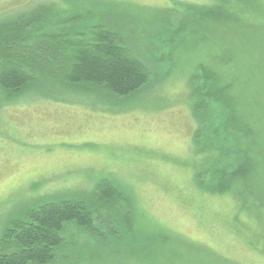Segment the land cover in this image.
<instances>
[{
    "label": "trees",
    "instance_id": "trees-1",
    "mask_svg": "<svg viewBox=\"0 0 264 264\" xmlns=\"http://www.w3.org/2000/svg\"><path fill=\"white\" fill-rule=\"evenodd\" d=\"M172 5L163 11L174 16L152 21L145 20L147 11L115 1L49 0L11 9L0 17V89L51 99L53 88L85 91L121 105L152 82L151 49L163 51L158 66L186 45L205 51L187 90L196 123L193 145L201 157L193 181L207 195L234 196L241 212L261 222L263 233L253 234L264 255V0ZM67 192L23 208L3 228L0 264H82L71 236L116 255L95 264L146 263L135 255L144 223L130 188L105 177L90 192ZM163 238L184 240L168 231ZM68 248L76 250V260Z\"/></svg>",
    "mask_w": 264,
    "mask_h": 264
},
{
    "label": "rangeland",
    "instance_id": "rangeland-1",
    "mask_svg": "<svg viewBox=\"0 0 264 264\" xmlns=\"http://www.w3.org/2000/svg\"><path fill=\"white\" fill-rule=\"evenodd\" d=\"M43 1L49 0H0V17ZM102 1L137 6L151 21L174 16L163 10L174 9L176 2L206 4ZM148 24L140 26L151 27ZM151 50L152 82L121 105L85 91L50 88L56 98L51 99L37 91L14 96L0 89V236L23 208L71 189L83 193L85 187L90 192L98 180L110 177L135 193L144 223L138 227L140 251L135 255L145 257V264H222L218 257L237 264H264V255L256 251L263 242L253 234L263 233L261 222L241 212L234 196L207 195L193 181L201 157L193 145L196 123L187 90L205 51H189L186 45L158 66L156 58L163 51ZM164 231L184 240L163 242ZM68 240L78 243L75 249L83 255L79 263H101L116 256L110 249L87 247L77 236ZM204 247L215 254H203L199 248ZM72 255L76 260L77 252Z\"/></svg>",
    "mask_w": 264,
    "mask_h": 264
}]
</instances>
